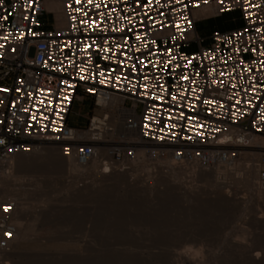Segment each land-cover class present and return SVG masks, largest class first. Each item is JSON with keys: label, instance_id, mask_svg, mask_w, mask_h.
I'll return each mask as SVG.
<instances>
[{"label": "built area", "instance_id": "2783aa9c", "mask_svg": "<svg viewBox=\"0 0 264 264\" xmlns=\"http://www.w3.org/2000/svg\"><path fill=\"white\" fill-rule=\"evenodd\" d=\"M53 3L60 4L62 25L51 9ZM106 4L105 0L92 4L88 0L80 4L75 0L0 2V17L11 13L7 21L0 19V44L4 45L0 48L4 53L0 56V120L4 121L0 139L5 141L0 145V177L17 157L48 145H58L63 156L79 167L103 160L112 169L134 165L142 158L139 153L149 162L203 168L229 165L256 154L257 185L264 191V147L249 143L252 138L264 139L260 120L264 113L249 105L264 100V64L260 63L264 61L260 55L264 0L247 4L245 0H152L147 7V0H106ZM77 7L80 12L74 11ZM113 8L115 12L108 16ZM102 11L104 19L99 17ZM234 12L240 15V27L199 36V23ZM24 15L29 19L24 20ZM113 27L128 33L127 43L122 33L111 31ZM137 34L142 40L135 39ZM252 48L257 51H244ZM189 59L192 64L185 68ZM245 65L251 71H245ZM181 75L188 79L181 80ZM100 79L106 82L101 84ZM214 79L216 85L211 84ZM253 84H257L255 90ZM83 98L93 100L96 113L86 127L75 128L69 116L74 103ZM204 99L213 103L204 104ZM237 110L233 120L231 112ZM130 134L136 139H130ZM5 204L12 206L9 213L3 212ZM16 211V202L0 200V254L13 250ZM6 231L14 235L6 237Z\"/></svg>", "mask_w": 264, "mask_h": 264}, {"label": "rangeland", "instance_id": "374dc122", "mask_svg": "<svg viewBox=\"0 0 264 264\" xmlns=\"http://www.w3.org/2000/svg\"><path fill=\"white\" fill-rule=\"evenodd\" d=\"M221 22L199 23V36L209 37ZM95 113L92 99H80L70 125L86 127ZM58 148L44 146L41 153H60ZM61 164L19 156L7 171L10 189L20 194L26 212L19 222L30 228L10 264H188L178 254L187 245L203 246V264H264V230L253 222H264V197H254L233 180H221L224 201L208 196L211 189L198 169L167 179L166 169L148 162L144 170L131 165L107 174H126L131 185L108 181L91 191L92 178L68 174ZM191 189L200 195L192 198Z\"/></svg>", "mask_w": 264, "mask_h": 264}, {"label": "bare ground", "instance_id": "6f19581e", "mask_svg": "<svg viewBox=\"0 0 264 264\" xmlns=\"http://www.w3.org/2000/svg\"><path fill=\"white\" fill-rule=\"evenodd\" d=\"M51 9H53L56 12L57 17L59 18V23H60L59 25H62V19H61V15H60V12H61L60 4L59 3H53L52 6H51ZM204 15L205 14L197 13L198 17H202ZM114 102L115 101H113V103ZM100 113L101 112H97V114H100ZM104 115H105V113H104ZM95 118H96V116H95ZM118 128L120 129V127H118ZM129 138L132 139V140H135L136 139V135L130 134ZM249 143H251V144H253L255 146L264 147V139L252 138V139H249ZM41 150H43V149L41 148L40 150H38V151H36V152H34L32 154L20 155V156H30L34 160H37V161H42V159H57L58 161H60V163H62L61 165H63V168H65V169L67 168L66 169L67 171L65 170V172H68V174H71V175H74V176L77 175L78 178L80 176L79 174H81L82 176L84 175L86 177L88 176V177L92 178V186L90 187L91 191H94V190L98 189L104 183H106L108 181H119V180H121L127 185L130 184V182H128V180H127V175L126 174L117 173V172L113 171L112 175H107L108 173H111V171H110L111 168L109 167L108 164H104L103 160L102 161H95V162H93L92 164H90V165H88L86 167H79V166L75 165L73 162H71V160L65 158L63 156L60 148H58L60 153H56L57 149L56 150H52V149H46L45 150L44 149L46 151V152L44 151L45 154L41 153L42 152ZM139 157H142V158L139 159V161L134 164V168H135L136 171L137 170H144V169H146V167L149 166L147 164L149 161L147 159L143 158L142 153H139ZM256 160H257V155L256 154L245 155L244 157H241L239 160H237L235 163H231L229 165H217L215 167L205 168V169H203V167H198V166H195V165L186 166V167H176V166H174L172 163H170L168 161H165V162L157 161L155 165L158 166V169L159 168H161L162 170L166 169L167 172L165 174H163V175H167L166 176L167 179L172 177V176L175 177V176H178V175H184V174H186L188 172H192L193 173L196 169H198L200 171V174L206 179L208 187L211 189V190L207 191V192H209L208 196L209 195H212V196L214 195V196H216V198L223 199L225 201L226 197L224 198V195L222 194V190H223L224 186L222 185L221 180L222 179L226 180L227 178H228V180L229 179L231 181L233 180L232 182H234L233 184H235L236 187L237 186L238 187L239 186L243 187V189H245L246 191L252 193V195H254V197H257V198H263L264 197V191H262L259 188V186L257 185V172H256V169L254 167ZM237 162H241V163H239L238 166H237L236 165ZM12 166H13V163L10 166L6 167V169L4 168L2 170V172H1V177H0V200L1 201H14V202H16L17 205L20 206L19 209H20L21 212L19 213L20 214V218L18 217V219L15 222L18 233H17L16 239H15L14 245H13L14 250L10 254H5V255L0 254V264H2V263L3 264H10L8 262L9 260L11 261L10 258L18 257L21 254V253H19L20 250L18 251L19 241L21 239L25 238L26 234L28 232H30L29 226L19 222V220H21L23 218V216L26 214V212H25V209L23 208V203L21 204V203L18 202L19 199H20L19 198L20 194H18V193L15 194L10 189V177L11 176L9 175V172H7L6 170L9 171L12 168ZM105 169H107V171H105ZM164 172L165 171L161 172V174L164 173ZM163 175L161 176V178L165 179V178H163ZM12 176H13V174H12ZM178 177H180V176H178ZM201 192H203V190ZM195 193H197V194H195ZM205 193H206V191H205ZM193 194L197 195V197H198V195H200L198 191H193V189L188 191V195H192L193 196L192 198L195 197V195H193ZM242 204H244V202H242L241 205ZM252 208H253V206H252ZM48 209L46 208L47 212H48ZM246 209H248V208H246ZM47 212H45L44 214L46 215ZM25 217H26V215H25ZM253 222H254L255 225H257L258 227L260 226L264 230V222H258L256 220L253 221ZM257 260H258V257H255L254 261H257ZM188 264H190V262H188Z\"/></svg>", "mask_w": 264, "mask_h": 264}, {"label": "snow or ice", "instance_id": "6c2138e0", "mask_svg": "<svg viewBox=\"0 0 264 264\" xmlns=\"http://www.w3.org/2000/svg\"><path fill=\"white\" fill-rule=\"evenodd\" d=\"M0 2H2V0H0ZM75 2H76V4H80V3H81V0H75ZM113 2L115 3L116 0H113ZM151 2H152V0H147V4H145L144 7H147L149 4H151ZM159 2H160V0H157V3H159ZM28 3L30 4V3H31V0H28ZM88 3H89V4H92V3H93V0H88ZM177 3H179V0H177ZM221 3H223V0H221ZM247 3H248V0H245V4H247ZM105 6H107V4H106V0H105ZM68 7L71 9V8H72V5L69 4ZM100 7H101V4H100V3L95 4V8H96V9H99ZM252 7H260V5H252ZM74 11H75V12H80L81 9H80L79 7H77V8L74 9ZM114 12H115V8H113L111 11H109V12L107 13V15H108V16H111V15H113ZM9 15H11V13H9L8 15H4L3 17H0V19H3L4 21H7L8 18H9ZM85 15H87V13H85ZM105 15H106V14H105V12H103V11L99 13V17H100L101 19H104V18H105ZM23 19H24V20H28L29 17H28L27 15H24V16H23ZM72 19L75 20L76 17L73 16ZM35 22H36L35 20L32 21V23H35ZM81 23H86V21H81ZM129 23H131V21H129ZM145 23H146V21H145ZM93 25H95V21L93 22ZM177 28H179V25H177ZM111 31H112L113 33H115V32H120V33H122V34H123V43H127L128 33L125 32L124 29H122V28L117 29V28L113 27ZM129 31H131V29H129ZM245 31H247V30H245ZM255 31H256L257 33H260V32H261V28L257 27V28L255 29ZM22 35H23V33H21V37H18V39H19V38H22ZM33 35H35V33H33ZM3 38H4V39H7L6 36L3 37ZM135 39H136L137 41H140V40H142V36L139 35V34H137V35L135 36ZM95 42H96V41H93V43H95ZM152 43H155V40H153ZM107 44H108V39H107V38L103 39V45L106 46ZM117 47H119V45H117ZM145 47H149V48H150V45H149V44H145ZM0 48H4V45H3V44H0ZM12 51H16V49L13 48ZM103 51L107 52V51H108V48H107V47H103ZM137 51H139V49H137ZM168 51L170 52L171 49H168ZM237 51H240V50L237 49ZM244 51L256 52L257 49H256V48H252V49H250V50H249V49H244ZM2 55H4V53L0 52V56H2ZM260 55H261V56H264V50H261V51H260ZM175 58H176L175 56L172 57L173 60H174ZM104 59H108V57L105 56ZM140 63L143 64V60H141ZM169 63H171V61H169L168 63H166V64L164 65V67L167 68V67L169 66ZM260 63H261V64H264V61H260ZM191 64H192V60L189 59L188 62H187V64L184 65V67L187 68L188 65H191ZM47 66H48V65H47V62H45V67H47ZM131 70H132L133 72L136 71V67H135V65H133V67H132ZM244 70H245V71H251V69H249V68L247 67V65H245V69H244ZM209 74H210V73H209ZM100 75H101V77H103V72H101ZM220 75L223 76L224 74L221 73ZM80 79L83 80V79H85V78H84V76H81ZM116 79H117V81H119V80H120V77L117 76ZM180 79H181V80H187V79H188V76H187V75H181ZM253 79H255V77H254ZM105 82H106V81H105L104 79H100V83H101V84H104ZM64 83L67 84L68 81L65 80ZM217 83H218V82H217V80H215V79L211 81V84H212V85H216ZM258 83H259V82L257 81V84H258ZM257 84H253V85H252V90H255V89H256ZM161 87H163V85H161ZM232 87L235 88L236 85L233 84ZM92 90H93V89H89V91H92ZM202 90H203V89H202ZM5 91H7V90L5 89ZM16 91L18 92V91H20V89H16ZM28 95H31V93H28ZM154 99H159V97H154ZM172 100H173V101L176 100V96H175V95L172 96ZM0 103H2V101H0ZM203 103H204V104H211V103H213V101H211V100H209V99H204ZM236 104H240V101L237 100V101H236ZM249 105H250L251 107H259V108H260V112H261V113H264V100H262V102H261L260 105H251V102H249ZM13 107H15V104H13ZM21 111H23V112H28V108H22ZM238 111H239V110L231 112V117H232L233 120L236 119V117H237V112H238ZM241 114H242V113H241ZM180 115H181V117H183L184 113L181 112ZM31 119H32V120H35V119H36L35 114L32 115ZM145 119H147V117H145ZM188 119L191 120L192 117H189ZM255 119H256V114L253 113V115H252V123H253V125L255 124ZM260 120H261L262 122H264V116H261V117H260ZM2 123H4V121L0 120V124H2ZM148 127H149V125H148L147 123H145V124H144V128H145V129H148ZM53 130L55 131L56 129H53ZM215 131H220V129H215ZM145 134H147V132H146ZM161 138H162V137H161ZM4 144H5V141H4L3 139H0V145H4ZM8 150L11 151L12 149L9 148ZM105 171H107V169H105ZM11 210H12V206H11L10 204H5V205L3 206V212H4V213H9ZM3 235L6 236V237L11 238L14 234H13V232H11V231H6V232L3 233Z\"/></svg>", "mask_w": 264, "mask_h": 264}, {"label": "clouds", "instance_id": "9594fccd", "mask_svg": "<svg viewBox=\"0 0 264 264\" xmlns=\"http://www.w3.org/2000/svg\"><path fill=\"white\" fill-rule=\"evenodd\" d=\"M178 254L184 256L190 264H203V260L205 259L203 246L187 245L180 249Z\"/></svg>", "mask_w": 264, "mask_h": 264}, {"label": "trees", "instance_id": "16d2710c", "mask_svg": "<svg viewBox=\"0 0 264 264\" xmlns=\"http://www.w3.org/2000/svg\"><path fill=\"white\" fill-rule=\"evenodd\" d=\"M233 19H235V23H232ZM215 20H222V22L219 24V27H216L213 31L232 29L234 27H240L241 25L240 15L238 12L226 14Z\"/></svg>", "mask_w": 264, "mask_h": 264}]
</instances>
